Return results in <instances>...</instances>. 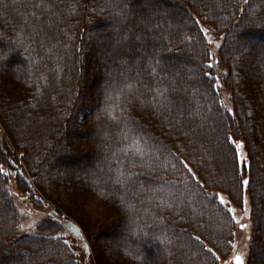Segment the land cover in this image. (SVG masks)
<instances>
[{
    "label": "trees",
    "instance_id": "16d2710c",
    "mask_svg": "<svg viewBox=\"0 0 264 264\" xmlns=\"http://www.w3.org/2000/svg\"><path fill=\"white\" fill-rule=\"evenodd\" d=\"M164 1L167 4L174 3V0ZM185 1V5L179 6L181 14L175 21L179 27H175L173 32L168 27V36L159 40L161 47L165 45L166 50L153 51L151 44L145 40L147 34L143 33L144 55L138 64L135 63L136 69L129 63L128 56L122 55L127 49V42L133 44L129 34H134L136 17L143 18L146 15L138 2L0 0V92L9 95V73L12 69L16 70L15 78L27 79L29 87L34 88L28 93H21V103L13 97L11 106L14 109L10 112L19 116L28 109L25 115L28 123L38 121L43 127L35 134L36 142L30 135L20 134L15 140L11 137L14 142L17 141V147H21L14 149L16 153H21V170L16 172L15 185L30 201H38L42 196L48 202L54 203V199L60 201L55 178L48 179L46 169L39 166L43 161L68 163L69 156L58 149L61 137L67 140L73 139V136L82 137L83 141L94 144L97 154L102 155L104 160L101 156V159L97 156L84 159L85 166L94 176L87 177L84 185L72 184L70 191L79 192L77 190H84L89 184L94 186L99 197L105 199L108 208L113 205L123 211L116 220L110 219L111 225L125 220L129 228L125 236L114 240L112 245L122 251L124 258L132 259V264H152L154 261L149 255L144 260L141 258L144 245L139 243L141 240L133 233L138 230L149 231L150 238H154V235L166 238L169 234L165 242L174 248L173 254H170L173 258L171 264H177L183 254L188 256L183 264H219L221 258L231 252L235 220L228 206L212 196L215 191L226 192L229 203L237 207H242L244 195L248 196L252 231L250 246L264 249L260 239L264 233L260 224L263 211L256 191L263 180L261 168H264V60H261L264 57L253 61L250 56L244 60H233L231 57L233 40H243L250 45L257 43V48L264 54V0ZM42 11L48 12L51 19H58L61 25L55 24L54 20L48 25L42 20ZM168 14L173 12L168 11ZM181 16L187 19L186 24L177 23ZM199 22L210 25L215 35L223 36L217 56L219 64L222 65L223 60L228 67L243 69L240 73L236 70L238 78L232 79L227 73L223 80L224 86L231 90V111L220 103L219 90L207 65L209 52ZM104 24L109 31H98L92 38L103 37L106 44L84 42L83 38L87 33L90 34V30L92 32L95 26ZM161 26L164 28V25ZM51 30L59 32L61 37L49 50L44 43ZM124 35L128 40H120ZM247 37L249 41H245ZM173 44L177 47H173ZM230 45L231 49H228ZM112 46L117 51L112 50ZM147 48H150L149 52ZM187 48L193 56V64L184 66L182 78L190 79L187 86L194 82V87L190 93L185 87L186 95H182L177 91L178 80L169 79L170 76L174 78V71L170 69L167 73L165 69L170 68L171 57L182 55ZM84 49L103 52L99 55L102 58L96 62V66L99 64L101 68L103 81L94 90L93 116L89 118L93 119L91 128L88 125L86 131L73 135L71 128L75 125L80 127L79 123L87 121L85 114L91 116V106L81 100L78 86L74 90L72 83L73 75L80 71V60H89L85 68L91 62L95 63L91 53L88 55L86 50L83 54ZM114 51L118 56L115 59L117 66L112 71L107 65H114ZM79 53H82V57ZM256 82H259V86L255 85ZM53 87H58L57 95L50 98L49 92ZM184 98L188 101L185 105ZM178 108L190 112L191 118L181 122L190 129L187 132L190 138L185 134H177L180 133L176 124L178 121H175ZM3 110L7 109L0 105V115ZM237 111L243 116L241 119L236 116ZM244 112L250 118L254 115V124L248 122ZM162 114L166 116L165 127L152 120ZM58 130H61L60 136ZM256 133L258 140L254 135ZM204 134L207 138L205 145L199 140ZM49 136L54 138L48 140ZM237 138L244 143L245 158L242 160L233 144ZM74 142L77 145L78 140ZM104 144L107 146L103 147ZM79 155L83 157L84 153ZM3 158L4 153L0 149V246L6 244L11 250L3 251L9 258H0V264H33L14 260L13 256L18 255V245L22 244V239L31 246V241L35 239L50 242L46 249L57 259L55 264H77L67 243L60 239V235H54L57 229L54 225L39 223L36 235H15L17 212L7 188L8 176L1 164ZM226 159L229 160L231 172L225 169H222L221 174L213 171L219 164L226 166ZM92 163L97 169L91 166ZM244 180L248 183L244 184ZM42 189L46 194H51L52 200L47 198L48 195L38 193ZM150 222H154L155 227L144 224ZM43 226L50 228L45 229ZM152 238L150 242L156 249L158 244ZM182 238L191 240V245L200 250L203 255L201 262L195 255L191 256L185 251ZM100 249L109 254L114 253L106 245ZM50 262L46 260L39 264H53Z\"/></svg>",
    "mask_w": 264,
    "mask_h": 264
},
{
    "label": "rangeland",
    "instance_id": "374dc122",
    "mask_svg": "<svg viewBox=\"0 0 264 264\" xmlns=\"http://www.w3.org/2000/svg\"><path fill=\"white\" fill-rule=\"evenodd\" d=\"M149 1L150 3L148 2V0H134V2H138V5L142 7L146 15L143 18L136 17L135 24H137V26L135 25L134 34L131 33L129 34V36L132 37L133 39V44H130L131 42L129 43L127 42V44L125 45L127 46V49L131 48L133 51V55L128 56V58H129V63H131L132 66L135 67L136 69H138L136 64H138L140 57L144 55L143 44L145 41L143 40V33L147 34L145 40H147L149 45L151 44L150 46L152 47L153 51H157L159 49L166 50L164 49L165 45L163 46V48L161 47L159 40L160 38L168 36V30H166L168 27L172 28L171 32L175 31V29L179 27L178 25H176L175 22L179 14H181L179 12V8H180L179 6L185 5L186 2L185 0H174L173 4L172 3L167 4L164 0L156 1V2L155 0H149ZM168 11L173 12V14H168ZM165 13H167V15ZM41 14H42V20L45 21L48 25L52 24V20H54L55 24L61 25L60 24L61 22L58 19L56 20L51 19L49 16L50 14L48 12L42 11ZM77 20L79 19L77 18ZM179 22H182V24H186L187 19L181 16L179 17V21L177 23ZM199 23H200V29H205V28L208 29V38H211L213 40V44L208 45L207 38H205L206 46L209 52L207 65L209 63H212L214 65L213 68L211 69L209 68V71L213 76L216 88L219 90L218 93H219L220 103L221 105H223L224 108L230 110L232 109L231 90L227 89L224 86L223 80L227 73L232 77V79L236 77L238 78V73L236 70H239L240 73V70L241 72H243V69H237L236 67L233 66L228 67L226 64H224L223 60H222V65L219 64L217 56L219 54L220 47L223 43V36L215 35L214 34L215 32L210 25L201 22ZM161 25H164L165 29L161 28L162 27ZM98 31L106 32L109 31V28L105 24L95 26L92 32L90 30L89 31L90 34L87 33V35L83 38L84 42H89V44L91 43L94 45H99L103 43L106 44V39L103 37H100L99 39L92 38ZM48 35L50 36H47L44 44L46 48L50 50L52 44L58 41L59 37H61V34L59 32H56L55 30H51ZM135 36H141L142 40L136 41ZM255 36L256 34H254V37ZM262 40H264V37L262 38ZM245 41H249V38L247 37V40L245 39ZM256 44L250 45L247 42H244L243 40H233L231 44L232 49H231V45L230 47H228V49L229 48L231 49V57L233 60H235V58L236 60L237 59L244 60V58L250 56L251 60L253 61V60H257L258 58L264 57V54L261 52L259 48H257ZM167 46L168 45H166V47ZM175 46L176 45L173 44V47ZM113 49L116 50L112 46V50ZM177 49L179 50V48ZM86 50L85 49L83 50V54H85ZM147 50L149 52L150 48H147ZM89 51L91 50H87V53L88 55L90 53L91 56L93 55V57L95 58V63L94 62L92 63L90 61L91 62L90 66L88 68H85V65L89 63V60L88 59L80 60L79 63L80 71L73 75L72 83L74 90L78 86V92L81 95L80 96L81 100L83 99L85 104L91 106V116L85 114V119L87 121H83V123H79L81 124L80 127L75 125L74 127L71 128L73 135L81 131L82 132L86 131L88 125L90 127L91 124L90 122L93 121V119L91 120L89 118L93 116L92 111L94 110L93 105L95 101L94 90L95 88L99 87L101 82L103 81L101 68L99 67V64H97L98 66H96V62L98 63V59L102 58L99 55H102L103 52H100V50L98 49L95 50L94 52H89ZM116 51H114V54L112 55L113 57L112 62H114V65L112 67H110L111 65L110 66L107 65V68L108 69L111 68L112 71L115 70V65L117 66V61L115 59H117L116 57L118 55L115 54ZM79 54L80 57H82V53ZM122 56L124 57L127 55L123 54ZM152 57H154V55H152ZM192 60H193V56L190 54L189 49L187 48L185 49V51H183L182 55L171 57L169 60L171 66L169 69L168 68L165 69L167 70V73L171 71L170 69H172V72L174 71L173 72L174 78L170 76L169 79L172 80L174 79L173 81H175V79L178 80L179 89L177 91L179 93H182V95L183 94L186 95V91L184 90L185 87H187L186 90L188 93H190L192 91L191 89L194 87V82L187 86L190 79L187 78L184 80L182 78L185 72L184 66L189 63L193 64ZM261 60L264 59L262 58ZM12 68L13 67H11V69ZM40 71L42 70L40 69ZM9 76H10L9 80L11 81V85H9L7 89L9 95L7 96L0 92V105L2 106L4 105V107L7 109V110H3V113L0 115V149L3 151L5 158V159L3 158L4 162H1V164L3 166L5 173L8 176L7 188L11 192V196L17 212V226H16L17 234L15 233V235L17 236H24L25 234L36 235L37 232L36 227L39 223H45L50 226L54 225L57 227L54 235L55 236L60 235V239H62L64 242L67 241V245L73 252V256L77 264H132L131 263L132 259L130 260V258L127 259L124 258L122 251H120V249L116 250L115 248H113L112 245L113 244L112 242H114V240L116 241L123 238V236H125V233L127 232V229L129 228V225L127 226L125 220H123V223L121 220L118 221L117 224L111 225L110 219H112L113 221L116 220L123 211L120 208L117 209L114 208L113 205H111V208H108L109 205L105 204L104 202L105 199L99 197V195L96 194L95 192L94 186H91L89 184L84 190H77L79 192L74 193L70 191V186L72 184L84 185V183L87 181V177L89 178L91 176H94L92 172L89 170V167L85 166L86 160L84 159L89 160L97 156L96 158L101 159L102 157V160H104L102 155L97 154L95 150V145L94 144L91 145V143H89L88 140L87 142H85L83 141L84 138L82 137L79 138L75 136H73L74 138L70 140L61 137V142L60 145L58 146V149H60V151L65 153L64 155L69 156L67 159L68 163L57 164L55 162L50 163L48 161L45 162L43 161L39 166V168L42 166L44 167V169H46L49 175L48 179L55 178V183L57 186L56 193L58 197H61L60 201H58L57 199L52 200L51 194H46L43 189H42L43 191L40 192L38 191V193L40 195L43 194L46 196L48 195L47 198L49 200L51 199L52 201H54V203L49 201L52 205L48 202V200L44 199L45 198L44 196L40 197L38 201H30L29 199L26 198L25 195L20 193L19 190L17 189L15 185V175L17 170L18 171L21 170L20 168L21 162L19 161V157L21 153L19 152H18L19 154L16 153L14 149H21V147H17V143H16L17 141L14 142L13 140L17 139L16 137L19 136L20 134L22 135L24 134V135H30V137L34 140V142H36L37 139L35 134L38 131H41L43 127L38 121L31 122L30 124L28 123L27 118L25 117L26 113L28 112V109L22 111L21 115L19 116L15 115L16 114L15 112L13 113L10 112V110L14 109V107L11 106L14 98L16 97L15 100L20 102L21 93L24 91L28 93L30 90H33L34 87H29L30 83L25 78L24 79L15 78L16 70L14 69L10 71ZM255 85L259 86V82H256ZM57 89L58 87H53V89H50L49 92L50 98H52V96L54 97L55 95H57ZM27 95L28 94H26V96ZM186 97L188 98V96ZM184 100L185 101L183 105L187 104L188 102L187 99L184 98ZM41 111H43V109H41ZM189 113L190 112L187 109L180 110L179 108L176 112L175 121L176 120L178 121L176 122V124L179 127V131H180V133L177 134H180V136H183V134H185L187 137H189V135H187V132L190 129L187 126L181 124L183 119L191 118V115ZM243 115L248 120V122L251 121L254 124L253 121L254 115H252L251 118L248 117V115H246V112H244ZM236 116L240 119L243 117L239 115L238 111ZM164 118H166V116L162 114L161 117L159 118L154 117L152 118V120L156 121L157 124H159L160 126L165 127L166 122L164 121ZM13 119H15V121ZM167 121L169 122L170 119ZM179 124H181V126ZM43 126L46 125L43 124ZM60 133L61 130H58L57 134L59 136ZM155 133L157 134L158 132L155 131ZM254 135L257 138L256 140H258L257 133ZM205 136L206 134H204L203 137L199 138V140L202 141V144L204 145L206 144L205 140H207ZM11 137L13 138V140L11 139ZM53 138L54 136H51L50 138H48V140ZM74 140H78L77 145L75 144ZM191 140L193 141V138H191ZM235 141L241 142L242 140L237 138ZM41 142L43 141H40V143ZM233 144L235 145L236 148V144L235 143ZM106 146L107 145L104 144L103 147ZM236 151L240 160L245 158L244 146L241 149L236 148ZM78 152L79 154L84 153L83 157H81L78 154ZM226 163H227L226 166L223 165V167L220 164L217 165V167L215 168L216 170L214 169L213 171H217L221 174L222 169L223 170L225 169V171L231 172L229 160L227 161L226 159ZM91 166L97 169L94 163H92ZM103 168H105V166H103ZM261 171H263L261 172V175L263 176V180H264L263 167L261 168ZM25 174L28 176V173L25 172ZM263 180L261 179V181L259 182V188L256 190L259 194L260 205H261L260 207L263 211V216L260 222L262 226V232L264 231V181ZM220 195L224 197V204H226L229 209L235 210L234 213L231 212L235 220V229H234L231 252L228 256L221 258L219 264H235L234 256H236L237 254L242 256L244 260V264H246V262L247 264H253V263L264 264V259H263L264 249L254 245L253 248H251L252 245L250 246L252 231H251V221L249 217L248 196L245 194L243 200V206L237 207L234 206L232 203H229V198L226 192L215 191L212 194V196L219 201H220L219 199ZM129 201L130 200H127V202ZM121 218L122 217H120L119 219ZM156 219L154 221H156ZM241 223L247 225V227L241 228L240 227ZM20 224H24L25 228L20 229L18 227ZM144 224L150 227H155L154 222L144 223ZM28 225H33L31 230L28 229L27 227ZM69 225H71V227H69ZM181 225L182 223H180V226ZM44 228L49 229L50 227H44ZM148 232L149 231L146 230H138L136 232L135 231L133 232L134 236L139 237V239L141 240L139 241V243H142L145 247V249L144 247L142 249L143 253L141 251L142 253L141 258H143L144 260L149 255L153 257L152 259L154 261L152 264H171V261L173 260L171 255L173 254L174 248L170 246L172 244L169 245L168 242H165V239L167 238V236H169V234L166 236V238L156 235H154V238L151 237L153 241H156L158 244L157 245L158 248L155 249L150 242L151 238L149 237L150 234H148ZM261 236H262L260 237L261 242L264 243V233ZM43 238H47V240L49 239L48 236H44ZM176 238L181 239V237H176ZM145 240H149V241L145 243L144 242ZM7 241L9 242V240ZM181 242L186 247L185 251H188L189 255L191 256L195 255V257L201 262L203 255L201 254L198 248L191 245L192 241L191 240L188 241L182 238ZM31 244L32 246L29 244L27 245L25 243V240L22 239V244L18 245V249H19L18 255L14 254L13 256L14 260L16 259L17 262L20 260V262H24V263L32 262L33 264H39L41 261H46V260L51 261L50 263L53 264L58 262L56 261L57 259L55 257H52V255H50L49 251L46 249V247L50 246V242H47L43 239H35L31 241ZM40 244H42V246L37 247ZM84 245H88V247L85 248ZM104 245L108 246V248H112L114 253L109 254V252H105V250L101 251L100 248L103 247ZM33 247H37V248H33ZM160 248H161V252H160ZM7 249L11 250V247H9L6 244L0 246V258L2 257L9 258L8 255L5 254V252L3 253V251ZM45 250H47V252ZM33 252L35 257H33ZM186 257L188 256L183 254L180 258H178L177 264H183V261L186 259ZM11 260L12 262L14 261L12 258Z\"/></svg>",
    "mask_w": 264,
    "mask_h": 264
},
{
    "label": "snow or ice",
    "instance_id": "6c2138e0",
    "mask_svg": "<svg viewBox=\"0 0 264 264\" xmlns=\"http://www.w3.org/2000/svg\"><path fill=\"white\" fill-rule=\"evenodd\" d=\"M4 7L7 8L8 5L5 4ZM201 31H203L205 38H207V44L208 45H212L213 44V40L211 38H208V29H206V28L205 29H201ZM120 40H128V37L126 35L121 36L120 37ZM135 40L136 41H140V40H142V37L141 36H135ZM217 46H219V45H217ZM137 51H139V50H137ZM124 55H127V56L133 55L132 49L131 48L126 49V51L124 52ZM208 67L211 69V68L214 67V65L212 63H209L208 64ZM154 71H155V69H153V72ZM206 75H210V73H207ZM128 87H131V85H129ZM230 111H231V109H230ZM229 139H232V138L229 137ZM233 143L236 144V148L237 149H241L244 146L242 141L241 142H236V141L233 140ZM193 175H195V173H193ZM243 183L244 184H247L248 181L247 180H244ZM219 199H220L221 203H224V197L222 195L219 196ZM229 211L234 213L235 210L234 209H229ZM18 227L20 229H24L25 228V225L24 224H20ZM27 227H28L29 230H31V228L33 227V225H28ZM69 227H71V225H69ZM240 227L241 228H245V227H247V225L241 223L240 224ZM197 239H199V237H197ZM65 243H67V241H65ZM84 247L87 248L88 245H84ZM234 260H235V264H244V260H243L242 256L239 255V254H237L236 256H234Z\"/></svg>",
    "mask_w": 264,
    "mask_h": 264
}]
</instances>
